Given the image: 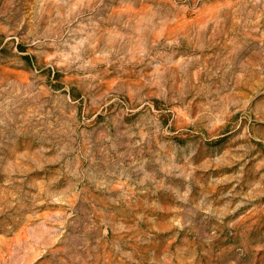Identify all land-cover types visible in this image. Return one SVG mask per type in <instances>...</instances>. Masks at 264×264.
<instances>
[{"label": "rangeland", "instance_id": "obj_1", "mask_svg": "<svg viewBox=\"0 0 264 264\" xmlns=\"http://www.w3.org/2000/svg\"><path fill=\"white\" fill-rule=\"evenodd\" d=\"M0 264H264V0H0Z\"/></svg>", "mask_w": 264, "mask_h": 264}]
</instances>
